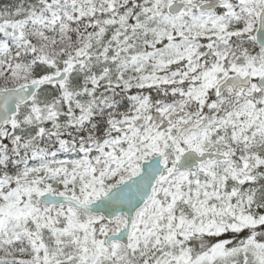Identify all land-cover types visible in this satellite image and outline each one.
I'll return each mask as SVG.
<instances>
[{"label": "snow or ice", "instance_id": "obj_1", "mask_svg": "<svg viewBox=\"0 0 264 264\" xmlns=\"http://www.w3.org/2000/svg\"><path fill=\"white\" fill-rule=\"evenodd\" d=\"M0 264H264V0H0Z\"/></svg>", "mask_w": 264, "mask_h": 264}]
</instances>
